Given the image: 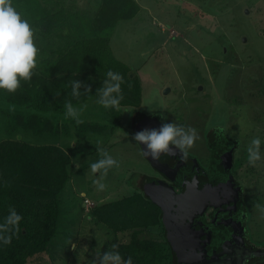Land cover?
<instances>
[{
    "label": "rangeland",
    "instance_id": "rangeland-1",
    "mask_svg": "<svg viewBox=\"0 0 264 264\" xmlns=\"http://www.w3.org/2000/svg\"><path fill=\"white\" fill-rule=\"evenodd\" d=\"M136 1L140 10L134 18L117 23L110 48L140 80L137 108H129L131 113L123 108L112 131L91 132L80 130L78 121L113 119L105 121L102 107L86 100L73 106L76 115L63 116L67 129L59 136L23 135L34 144H60L75 169L60 194L64 219L48 254H36L27 264H44L43 258L47 264H123L104 260L105 255H115L111 246L115 235L93 221L91 210L127 195L139 175L153 174L130 126L136 114L146 113L162 125L174 124L186 132L194 128L198 139L188 154L204 165L209 131L216 139L224 134L237 142L235 175L252 212L246 220L248 240L264 248V0ZM97 4L98 0H68L65 6L84 14ZM67 30L69 38L81 32L76 26ZM5 137L0 133V140ZM254 138L260 141L258 147ZM249 149L261 158L255 165L249 163ZM108 157L119 167L92 172V164ZM99 184L106 187L99 190ZM250 188L256 190V199L250 200ZM159 232L153 227L140 235L159 238ZM128 234L123 233L122 240Z\"/></svg>",
    "mask_w": 264,
    "mask_h": 264
},
{
    "label": "trees",
    "instance_id": "trees-1",
    "mask_svg": "<svg viewBox=\"0 0 264 264\" xmlns=\"http://www.w3.org/2000/svg\"><path fill=\"white\" fill-rule=\"evenodd\" d=\"M66 1L12 0L22 18L34 29L38 55L30 81L21 80L15 92L0 89V133L6 136L0 140V236L12 237L7 245L0 240V264H27L36 254H48L60 221L64 219L60 213V194L75 172L71 157L60 144H34L23 140V135L59 136L67 129L63 123V116L69 113L67 105L73 108L86 100L102 107L99 108L103 110L105 121L109 118L113 121H80L79 129L112 131L123 108L135 109L141 103L140 80L110 48L117 23L134 18L140 10L137 1L98 0L94 11L85 10L84 14L72 12L65 6ZM71 26L81 32L69 38L66 32ZM109 71L122 79L113 80ZM117 83L119 92L111 93L108 98L123 97L119 110L101 103L106 99L104 90ZM158 122L161 123L159 118ZM153 125L151 115L136 114L130 123L133 138L140 131H151ZM17 134H20L19 139ZM212 134L207 133L209 148L213 143ZM138 144L155 171V160L143 154L147 146ZM235 161L233 155L232 177L239 183ZM156 180L157 175L143 173L127 195L92 207L93 221L114 232L111 246L114 254L121 256L123 264L129 259L131 264H183L167 217L153 200ZM239 187L243 189L240 183ZM249 190L250 200L256 199V190ZM13 211L22 216L18 234H14V226L7 223ZM246 213L247 218L252 215L250 208ZM153 227L160 230L159 238L140 235ZM126 232L129 236L122 240ZM45 261L43 258V263L47 264ZM258 261L264 264V255Z\"/></svg>",
    "mask_w": 264,
    "mask_h": 264
},
{
    "label": "water",
    "instance_id": "water-1",
    "mask_svg": "<svg viewBox=\"0 0 264 264\" xmlns=\"http://www.w3.org/2000/svg\"><path fill=\"white\" fill-rule=\"evenodd\" d=\"M151 119L155 123L151 130H159L162 126L158 118L152 116ZM223 135L217 142L214 138L210 174L204 172L194 157L182 158L178 149L175 155L162 153L154 159L155 167L177 187L176 190L168 182L156 180L153 200L167 217L183 264H220L228 256L233 240L243 242L245 236L240 187L232 177L236 142L223 140ZM210 207L216 212L210 222H206L205 211Z\"/></svg>",
    "mask_w": 264,
    "mask_h": 264
},
{
    "label": "clouds",
    "instance_id": "clouds-1",
    "mask_svg": "<svg viewBox=\"0 0 264 264\" xmlns=\"http://www.w3.org/2000/svg\"><path fill=\"white\" fill-rule=\"evenodd\" d=\"M38 49L34 42V29L30 23L23 19L21 14L13 6L12 0H0V89H5L8 92H15L20 87V81H30L33 75V69L37 66ZM113 80L120 81L122 78L119 75L113 74L111 71L108 73ZM78 86V85H77ZM119 83L110 85L104 90V97L101 103L107 106H112L119 110L120 99L108 98L113 92H119ZM68 112L71 115H76L71 105H67ZM131 113L133 110L125 109ZM78 123H81L78 121ZM134 139L137 143H143L147 146V151H144L145 156H151L153 159H158L159 156L164 154H176L178 149L182 155V158L186 159L188 155V149H190L195 140L198 139L196 130L192 127H188L187 132L184 127H177L174 124H164L159 130H144L135 134ZM252 143L259 145L258 138H254ZM107 155V153H105ZM249 163L255 165V162L260 160L258 152H253L249 149ZM119 164L108 157L107 159L100 160L97 163L91 165L92 172L104 168L105 173L109 167ZM95 184L98 182L94 181ZM106 186L99 184L98 189L103 190ZM87 201V200H86ZM22 220V216L16 214L15 211L7 218V223L14 226V234L20 232L19 222ZM0 240H3L4 244H10L12 237L0 236ZM116 247V245H113ZM114 260L119 262L121 256L105 255L104 260ZM131 264V260L127 262Z\"/></svg>",
    "mask_w": 264,
    "mask_h": 264
},
{
    "label": "flooded vegetation",
    "instance_id": "flooded-vegetation-1",
    "mask_svg": "<svg viewBox=\"0 0 264 264\" xmlns=\"http://www.w3.org/2000/svg\"><path fill=\"white\" fill-rule=\"evenodd\" d=\"M161 126H162V123H161ZM218 139H219V137L216 139V142L218 141ZM224 139L225 140L229 139L230 141L232 140L233 142H236L232 138L228 137L227 135H223V140ZM214 141H215L214 137H212V142H214ZM213 145L214 144L212 143V147L210 146V148L207 145L209 152L207 154V162L205 163V165L199 163L206 174L211 173ZM236 145H238L237 142H236ZM236 145H234L233 155H234V151L238 147ZM153 174L157 175V179L164 180V181L168 182L170 185H172L177 190V187L174 184V182H171L168 179H166L165 176L158 170L157 167H155V171L153 172ZM237 184L239 186V183H237ZM239 199L243 203V210L245 212V216H244V220H243V227H244V231H245L244 232L245 236L243 237V242L234 243L235 239L233 240V242L231 243V245L229 246L228 251H227L228 256L224 255L225 257L223 258V260H221L219 262L220 264H258V262H259L258 259L264 255V248L263 249L257 248L253 244H251V243L249 244V241H248V231H247V227H246V219H247V213L246 212L248 211V204L245 200V193H244L243 189L240 190ZM215 212H216V209L214 207H210L207 209V211H205L206 222H210L212 216L215 215ZM253 249H255V251L251 252Z\"/></svg>",
    "mask_w": 264,
    "mask_h": 264
}]
</instances>
